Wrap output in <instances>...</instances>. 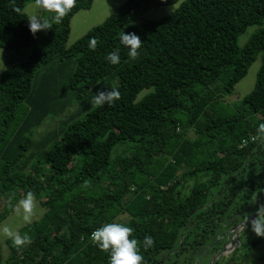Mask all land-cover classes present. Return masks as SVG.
Masks as SVG:
<instances>
[{"label":"trees","instance_id":"trees-1","mask_svg":"<svg viewBox=\"0 0 264 264\" xmlns=\"http://www.w3.org/2000/svg\"><path fill=\"white\" fill-rule=\"evenodd\" d=\"M33 1L0 0V48H30L0 73V203L10 202L0 220L28 191L46 211L19 230L28 244L6 241L9 256L0 264H108L109 254L89 241L106 223L133 229L143 264H195L206 249L218 255L227 232L264 204V28L237 45L264 21V0H186L171 15L142 22L147 10L179 0H127L70 47L71 18L94 0H76L58 23L44 10L51 27L39 31L38 44L23 12ZM122 31L142 41L134 59L120 44ZM117 48L120 63L111 65L105 57ZM258 55L254 87L231 109L223 96ZM55 60L74 64L70 102L105 78H117L104 90H118L119 99L66 121L35 155L31 131L62 112L52 73L35 89L38 70ZM146 235L154 241L147 249Z\"/></svg>","mask_w":264,"mask_h":264},{"label":"rangeland","instance_id":"rangeland-1","mask_svg":"<svg viewBox=\"0 0 264 264\" xmlns=\"http://www.w3.org/2000/svg\"><path fill=\"white\" fill-rule=\"evenodd\" d=\"M186 0H179L174 4L161 6L159 8H153L147 10L137 22L142 21H157L161 18L171 15L176 11L182 2ZM127 0H94L90 9L78 11L70 20V33L66 43V47L72 46L79 38L85 35L89 30L100 25L113 14L118 8L125 4ZM44 10L39 8L35 1L29 2L25 5L23 12L25 13L27 20L33 16H39ZM264 28V21L260 24H255L249 26L244 33H242L237 38V45L243 47L249 40L252 34ZM35 43H39L42 40L41 34L37 31L35 34ZM30 48L26 47L21 50H5L0 48V73L20 62ZM261 66V55L256 57V60L249 66L246 75L236 83L234 90L229 95H224L222 101L228 105L231 109L236 107L245 96H247L253 89L257 72ZM74 70V64L70 62L69 64H64L59 60H55L52 64L41 67L36 75L35 89L37 88L41 78L44 75L53 74L54 81L52 88L57 91L56 97L59 99L57 102L58 107L63 106L60 111L50 113L45 120L42 121L37 129L31 131V141L32 146L30 152H34L37 155L44 149H48L59 137L63 129H65L68 122L71 120L81 119L86 112L93 109L96 105L94 103V96L98 90H104L109 86H116L118 84L117 78H105L98 81L91 90L83 96L78 101L70 99L72 93L69 91L67 86V78ZM152 91V88L144 89L138 93L136 100H140L144 95ZM81 112V114H80ZM70 119V120H69ZM68 121V122H66ZM187 137L189 139H194L195 134L193 131H187ZM118 146L112 152L114 156L121 154V148L117 150ZM117 150V151H116ZM116 151V152H115ZM115 152V153H114ZM190 185V184H189ZM23 198V197H22ZM20 198V199H22ZM18 199L17 201H19ZM17 203V202H16ZM15 203V205H16ZM9 201H4L0 203V213L4 212L9 208ZM14 205V206H15ZM9 211V214L0 220V229L4 227L10 228L12 231L19 234V230L26 225L39 220L45 213V208H43L38 201L34 198V207L32 212L31 223H25L22 220L23 210L18 211L15 207ZM261 217H264V213ZM119 219L125 220V216H121ZM239 239L237 240L236 246L230 253H226L219 258L215 256L210 257V252L206 249L203 254L197 258L195 264H209L215 259L212 264H257V259L259 258L261 263H264V236H257L255 232L252 231L251 226L244 228L239 233ZM10 240L9 237L0 231V261L4 262L9 256V249L6 241ZM227 243V239L224 243ZM245 243H255V248H247ZM225 245V244H224ZM223 245V248H224ZM251 249V250H250Z\"/></svg>","mask_w":264,"mask_h":264},{"label":"clouds","instance_id":"clouds-1","mask_svg":"<svg viewBox=\"0 0 264 264\" xmlns=\"http://www.w3.org/2000/svg\"><path fill=\"white\" fill-rule=\"evenodd\" d=\"M37 6L47 12L54 13L51 17L57 23L65 16V14L74 6L76 0H35ZM51 27L48 19L33 16L29 18V30L35 34L40 30H47ZM120 44L127 48V55L134 59L138 55V49L142 46V41L135 33H122L119 35ZM89 47L95 49L96 40L89 42ZM120 49L110 52L105 57L106 61L111 65L120 63ZM119 99V92L116 89L98 90L94 96L96 106L104 104L111 105L115 100ZM258 131L264 133V124L259 126ZM18 211L23 210L22 220L25 223H31L32 212L34 207V196L28 191L25 196L17 201L14 206ZM252 231L257 236H264V217L260 215L251 221ZM4 235L9 237L15 246H24L30 242V237L12 231L8 227L0 229ZM133 229L121 223H106L91 233V239L96 243L97 247L109 254L108 264H143V256L140 254L138 241L131 238ZM154 241L152 236L146 235L143 240L145 249L151 247Z\"/></svg>","mask_w":264,"mask_h":264},{"label":"water","instance_id":"water-1","mask_svg":"<svg viewBox=\"0 0 264 264\" xmlns=\"http://www.w3.org/2000/svg\"><path fill=\"white\" fill-rule=\"evenodd\" d=\"M263 213H264V204L262 205L260 210L256 214H254L250 219L246 220L245 222H241L240 224H238L236 227L232 228L228 232V235H230L231 233H234V235L232 236V245H235V243L237 242V238H238V235H239L240 231H242L244 228L250 226L251 225V221L256 219L258 215L262 216ZM228 242H229V240H227V243ZM224 252H225V248L218 255H216L215 258L217 259L220 256H223L225 254ZM214 260L215 259L213 258V260L209 264H212L214 262Z\"/></svg>","mask_w":264,"mask_h":264},{"label":"built area","instance_id":"built-area-1","mask_svg":"<svg viewBox=\"0 0 264 264\" xmlns=\"http://www.w3.org/2000/svg\"><path fill=\"white\" fill-rule=\"evenodd\" d=\"M251 141H253V139L251 138ZM247 143V140H243L242 142H241V145L242 146H244L245 144ZM89 241H91V242H94L92 239H91V235L89 236ZM237 243V242H236ZM236 243H235V245H232V241H231V243H229L226 247H225V254L226 253H230L231 251H232V249H234V247L236 246Z\"/></svg>","mask_w":264,"mask_h":264},{"label":"crops","instance_id":"crops-1","mask_svg":"<svg viewBox=\"0 0 264 264\" xmlns=\"http://www.w3.org/2000/svg\"><path fill=\"white\" fill-rule=\"evenodd\" d=\"M247 228H248V227H247ZM228 232H229V231H228ZM228 232H227L226 239L229 240V242H228V243H225L224 248H225L226 245H228L229 243H231V241H232V236L234 235L233 233H231L230 235H228ZM230 236H231V237H230ZM255 245H256V244H255ZM255 245H254V246H255ZM254 246H253V248H255ZM251 249H252V247H251ZM251 249H250V250H251ZM261 261H262V260H260V259L258 258V259H257V264H258V263H261ZM263 264H264V263H263Z\"/></svg>","mask_w":264,"mask_h":264}]
</instances>
